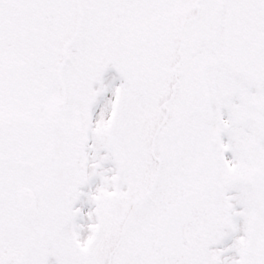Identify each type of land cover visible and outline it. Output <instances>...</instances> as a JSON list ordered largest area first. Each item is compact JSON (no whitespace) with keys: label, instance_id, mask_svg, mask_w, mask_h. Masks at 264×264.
<instances>
[{"label":"snow or ice","instance_id":"1","mask_svg":"<svg viewBox=\"0 0 264 264\" xmlns=\"http://www.w3.org/2000/svg\"><path fill=\"white\" fill-rule=\"evenodd\" d=\"M0 264H264V0H0Z\"/></svg>","mask_w":264,"mask_h":264}]
</instances>
